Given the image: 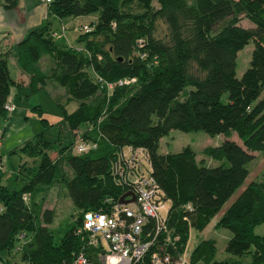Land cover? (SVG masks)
<instances>
[{"label": "trees", "instance_id": "trees-1", "mask_svg": "<svg viewBox=\"0 0 264 264\" xmlns=\"http://www.w3.org/2000/svg\"><path fill=\"white\" fill-rule=\"evenodd\" d=\"M16 3L7 0L6 5ZM49 5L59 18L97 13V19L88 23L91 31L80 25L78 45L57 41L60 34L50 21L31 29L18 44L17 61L29 75L30 92L51 80L65 87L66 103H58L61 116L89 149L73 148L76 138L61 144L58 152L72 172L68 176L52 156L53 141L43 133L25 140L21 150L42 159L20 188L4 184L0 174V264L17 251L35 264H71L82 251L97 262L100 247L89 243L85 213L109 212L132 191L118 168L126 145L147 150L151 173L171 199L167 224L174 239L167 244L159 232L134 264H153L154 251L170 252L174 264L192 229L203 231L246 182L254 152L264 153V0H53ZM245 18L252 25L243 24ZM252 40L250 65L238 76L239 51ZM44 55L53 63L50 69L40 64ZM133 77L113 89L107 86ZM14 85L21 84L11 74L8 54L0 53V126L17 107H6L14 103ZM72 100L78 105L70 111L66 105ZM173 129L226 138L204 148L214 161L210 164L189 145L160 152L161 139ZM258 177L216 223L232 231L226 251L235 257L218 258L215 238L205 237L188 252L192 264H264V235L255 232L264 222V166ZM60 180L79 214L58 235L62 224L52 228L56 210L45 201ZM155 226L150 218L145 233L154 236ZM245 255L250 258L244 260Z\"/></svg>", "mask_w": 264, "mask_h": 264}, {"label": "rangeland", "instance_id": "rangeland-1", "mask_svg": "<svg viewBox=\"0 0 264 264\" xmlns=\"http://www.w3.org/2000/svg\"><path fill=\"white\" fill-rule=\"evenodd\" d=\"M86 21L90 22L97 19V13L84 16ZM242 23L250 26L252 23L247 19H243ZM57 33H62L61 28H57ZM59 31V32H58ZM57 41H61L59 36L55 37ZM75 40V39H74ZM77 43V41H75ZM254 48V41L252 40L238 54L237 74L241 76L246 68L250 65L252 57V51ZM50 56L44 55L40 61V64L45 69H50L53 64L49 60ZM15 65H11V73L14 77L16 75ZM12 96L16 109L10 112L7 119L1 121L0 126V148L2 169L0 174L2 175L4 184H10L13 188H20L27 178L29 169H35L39 165L42 155H30L21 150L22 144L25 140L35 137L37 134L43 133V137L46 140L53 141L57 148L51 150L52 156L59 160V165L66 173L71 175V168L68 165L65 157H61L58 149L61 144H69L76 138V142L73 144V148L77 146L81 140L80 135L74 134V131L69 129L68 123L61 116L59 102H65L63 100L67 97L66 89L58 82L51 80L48 81L46 87L35 93L30 92L28 85H21L20 88L13 87ZM227 98L228 93H226ZM78 101L72 100L67 103L68 110H73L77 107ZM84 128V127H83ZM86 129V127H85ZM82 129V133L86 136V131ZM60 135V136H59ZM79 136V137H78ZM87 137V136H86ZM60 138V139H59ZM226 138L224 133L212 135L205 130L183 131L180 129H173L169 134L165 135L160 142V152H176L184 148L185 146H191L195 150L198 159L205 158L208 163L212 164L214 161L208 158L203 150L208 145H218ZM231 138L238 139L236 133L231 134ZM129 146H124V150L127 151ZM255 159L250 164V175L246 182L236 191V193L228 200L223 210H225L230 203L236 198L243 187L252 179L257 178L261 169L264 166V153L254 152ZM25 163V165H24ZM0 165V166H1ZM147 168L151 169L150 161L146 160ZM261 177V175H260ZM259 178V177H258ZM130 195V194H129ZM127 195V196H129ZM133 197H126V199H132ZM56 206V215L54 223L51 225L54 229L58 228L59 219H62V231L57 230V234L61 235L64 232V228L71 226L75 223V219L79 214L78 208L75 206L72 198L68 194L66 184L63 180H60L54 185L48 192L45 201V206ZM223 210L218 213L206 228L201 231L193 228L191 231V238L186 246V251H191L202 238H215L217 242L218 258H228L230 256L235 257L233 254L226 251V244L229 238L232 236V231L223 226H217V220L223 213ZM60 227V226H59ZM257 234L264 235V222L258 224L255 227ZM19 249V247H18ZM19 251H17L18 254ZM246 256V257H245ZM244 260H248L250 257L245 255Z\"/></svg>", "mask_w": 264, "mask_h": 264}, {"label": "built area", "instance_id": "built-area-1", "mask_svg": "<svg viewBox=\"0 0 264 264\" xmlns=\"http://www.w3.org/2000/svg\"><path fill=\"white\" fill-rule=\"evenodd\" d=\"M43 1L49 4L53 0ZM81 29L91 31L92 28L85 23ZM56 35L59 34L56 32ZM135 79L134 77L120 79L115 83L109 82L107 86L113 89L116 85ZM6 107L12 111L16 105L9 101ZM76 148L80 152H86L89 149V143L81 140ZM120 157L121 164L118 168L121 178L131 187L135 199L125 203L116 202L109 212L85 213L83 228L89 232V243L100 247L97 251V262L82 251L71 264H134L143 259L145 253L156 241L159 232L164 234L165 243H174L167 224L171 199L166 196L153 177L151 169L146 166V160L149 161L147 150L142 147L129 146ZM126 197L131 198L133 194ZM127 217L132 218L130 222ZM150 218H153L156 223L154 236L151 231L145 233V226ZM172 261L170 252L154 251L152 253L153 264H170ZM174 264H192L188 251L184 250Z\"/></svg>", "mask_w": 264, "mask_h": 264}, {"label": "crops", "instance_id": "crops-1", "mask_svg": "<svg viewBox=\"0 0 264 264\" xmlns=\"http://www.w3.org/2000/svg\"><path fill=\"white\" fill-rule=\"evenodd\" d=\"M6 3L7 0H0V53L8 54L10 70L11 65H15L17 72L14 78L21 85H28L29 75L23 72L18 64V44L28 35L31 29L50 21L54 31L57 32L56 29L61 28L60 40L63 44L78 45L79 27L81 24L89 23L83 19L84 16L88 15L57 17L50 12V5L43 0H17L15 6H7ZM21 85H14L13 87L20 88ZM50 207L56 210V206ZM0 208H2L1 205ZM59 224H62L61 218L59 219ZM6 264L35 263L24 259L21 253H18L10 256Z\"/></svg>", "mask_w": 264, "mask_h": 264}, {"label": "water", "instance_id": "water-1", "mask_svg": "<svg viewBox=\"0 0 264 264\" xmlns=\"http://www.w3.org/2000/svg\"><path fill=\"white\" fill-rule=\"evenodd\" d=\"M129 194H133V198L132 199H126V196L129 195ZM134 199H135L134 193L132 191H127L126 193H124L121 196L120 202L125 203V202H129L130 200H134ZM123 215L126 216V214L124 212H123ZM127 219H128V222H130L132 218L131 217H127Z\"/></svg>", "mask_w": 264, "mask_h": 264}]
</instances>
